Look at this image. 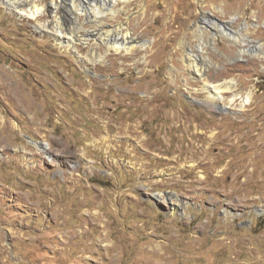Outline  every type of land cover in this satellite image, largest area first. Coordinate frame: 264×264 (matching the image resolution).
<instances>
[{"label":"rangeland","instance_id":"obj_1","mask_svg":"<svg viewBox=\"0 0 264 264\" xmlns=\"http://www.w3.org/2000/svg\"><path fill=\"white\" fill-rule=\"evenodd\" d=\"M50 1L0 4V264H264V0L118 1L76 51Z\"/></svg>","mask_w":264,"mask_h":264},{"label":"bare ground","instance_id":"obj_2","mask_svg":"<svg viewBox=\"0 0 264 264\" xmlns=\"http://www.w3.org/2000/svg\"><path fill=\"white\" fill-rule=\"evenodd\" d=\"M64 2V4H60L63 11V18L62 20H59L60 16H56V12L58 11L59 5L56 4L57 2H53L51 0L47 3V6L49 7V11L54 14L55 19L54 23L52 25L40 22L38 24V27L40 29H44L49 33H52L56 36V38L59 40V44L64 46H69L73 51H76L75 45L77 43H83L84 45L90 44L92 38V35L95 32H92L90 30H86L82 27V25H79L77 23V18L80 15H85L89 18V21H98V19L102 16H105L107 11L111 12L112 14L115 13V10L112 8L115 3L118 1L127 2V0H61ZM86 3V4H85ZM0 4H2L6 9H8L10 12L17 13L19 16H27L28 18L35 19L37 16L42 14L45 10L44 5L37 4L33 2V0H0ZM68 15V16H67ZM66 17H69L72 19L73 22L77 23L76 25H68L66 23ZM39 22V21H38ZM203 22L205 23L204 26H211V24L214 26V28L217 30V32H220L221 34H224L231 38L233 42H237L240 38L239 36L235 35V31L227 30L225 25H220L214 23L212 20H210L207 17L203 18ZM201 27V26H199ZM120 29V28H119ZM97 33V32H96ZM124 34V33H122ZM214 34H217L214 32ZM113 36V35H112ZM62 37H66L67 40H61ZM130 38V39H129ZM132 41L131 36L127 33L125 35H117L115 34L113 37H111L110 33L107 32L104 33V35L99 34L97 43H104L107 45L109 50H113L115 52H121V50H126L128 53L133 47H137L134 45H129ZM141 48H144V42H141L138 44ZM264 47L263 43H258L254 47V51L252 54L256 55L260 49ZM201 49V47H199ZM246 51L245 48H242L240 50V54L244 53ZM264 55V52H262ZM80 56V55H78ZM92 62H99L104 59V56L101 54L94 53ZM195 60V58H194ZM193 60L192 64L194 66V70L196 73L201 74L202 66L197 65V63ZM235 83L232 80H226L222 83H216L209 85L208 88L211 90V97L214 99L220 98L222 93L227 91H233L235 89ZM238 98V95L234 94L230 99L229 103L233 104L234 101ZM214 99V100H215ZM219 100V99H218ZM249 95L246 94L242 98L241 107L246 105L249 102ZM42 147L46 148L47 145H42ZM157 198L163 199L160 193L155 194Z\"/></svg>","mask_w":264,"mask_h":264}]
</instances>
